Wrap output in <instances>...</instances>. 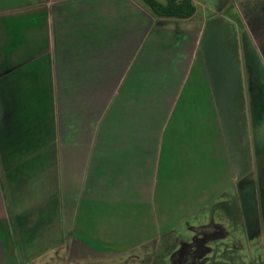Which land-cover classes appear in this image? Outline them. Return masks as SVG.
<instances>
[{
  "label": "crops",
  "instance_id": "0c3cea01",
  "mask_svg": "<svg viewBox=\"0 0 264 264\" xmlns=\"http://www.w3.org/2000/svg\"><path fill=\"white\" fill-rule=\"evenodd\" d=\"M194 16L154 19L137 0H0V264L55 247L78 262L73 231L102 234L88 258L112 260L238 194L245 171L256 191L264 125L240 71L223 83L201 59L206 20Z\"/></svg>",
  "mask_w": 264,
  "mask_h": 264
},
{
  "label": "rangeland",
  "instance_id": "374dc122",
  "mask_svg": "<svg viewBox=\"0 0 264 264\" xmlns=\"http://www.w3.org/2000/svg\"><path fill=\"white\" fill-rule=\"evenodd\" d=\"M194 1L196 16L192 21L202 20L199 18L201 13L206 20L204 37L201 43L199 42L200 48L202 46L201 59L206 60L205 64L209 71L215 67L219 68V72L216 70L217 75L223 83H231L230 75L236 70L240 71L241 81L245 85V93L249 99V108L252 109L256 119H260L258 124L264 125L261 120L264 119V76L260 73L264 65V0H235L226 4V0ZM203 40L206 42L202 43ZM244 68H248V71ZM91 76L94 81L95 75ZM246 100L239 95L231 98L230 104L236 106L237 116L238 103L246 105ZM236 120L241 134H238L237 139L233 138V143L237 148L239 146L243 148L247 142L248 119L245 113L243 115L242 109H240V117L238 116ZM255 131L257 134L254 141L258 143L255 151L258 154V149H264V133H260L257 127ZM248 166L250 167L249 163ZM65 172L72 174L75 170L67 165ZM261 172V178L257 180L258 185L255 187L256 191L252 189L254 173L251 175L249 170L245 171L238 179V187H236L238 194L225 193L223 197H217L202 210L191 214L187 221L176 225L171 232L133 251L114 256L112 260L94 262L88 258V253L100 248L99 243L91 238L102 234L91 235L88 232L73 231L69 238L80 243L77 254L81 259H76L78 262L69 260L60 262L53 258L55 253L57 254L55 247L45 253L32 250L39 253L35 255L38 256L32 259L33 261L30 260L32 261L30 264H264V170L257 171L255 175ZM81 205L86 206V201H82ZM96 222L104 223L103 213ZM83 223L84 226L86 225L84 229L89 231L103 229L87 220ZM200 224L204 226L202 230L193 228ZM69 240H65V244ZM83 243L85 245H82ZM71 254L75 255L76 252L71 251ZM17 255L19 263L28 264L19 248Z\"/></svg>",
  "mask_w": 264,
  "mask_h": 264
},
{
  "label": "trees",
  "instance_id": "16d2710c",
  "mask_svg": "<svg viewBox=\"0 0 264 264\" xmlns=\"http://www.w3.org/2000/svg\"><path fill=\"white\" fill-rule=\"evenodd\" d=\"M152 18L188 19L194 15L192 0H137Z\"/></svg>",
  "mask_w": 264,
  "mask_h": 264
}]
</instances>
